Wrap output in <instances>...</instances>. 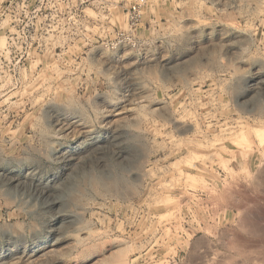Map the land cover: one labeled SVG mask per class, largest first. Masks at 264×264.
Masks as SVG:
<instances>
[{
  "label": "rangeland",
  "instance_id": "1",
  "mask_svg": "<svg viewBox=\"0 0 264 264\" xmlns=\"http://www.w3.org/2000/svg\"><path fill=\"white\" fill-rule=\"evenodd\" d=\"M264 264V0H0V264Z\"/></svg>",
  "mask_w": 264,
  "mask_h": 264
},
{
  "label": "bare ground",
  "instance_id": "2",
  "mask_svg": "<svg viewBox=\"0 0 264 264\" xmlns=\"http://www.w3.org/2000/svg\"><path fill=\"white\" fill-rule=\"evenodd\" d=\"M124 261H125V256L124 255H115L114 257H113V262L115 263V264H123L124 263Z\"/></svg>",
  "mask_w": 264,
  "mask_h": 264
}]
</instances>
